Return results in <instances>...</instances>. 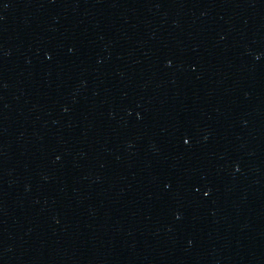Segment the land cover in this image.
Wrapping results in <instances>:
<instances>
[{"label": "water", "instance_id": "1", "mask_svg": "<svg viewBox=\"0 0 264 264\" xmlns=\"http://www.w3.org/2000/svg\"><path fill=\"white\" fill-rule=\"evenodd\" d=\"M0 264H264V0H0Z\"/></svg>", "mask_w": 264, "mask_h": 264}]
</instances>
